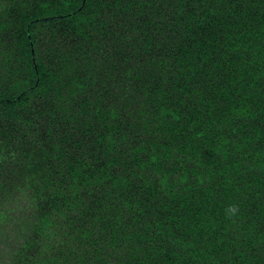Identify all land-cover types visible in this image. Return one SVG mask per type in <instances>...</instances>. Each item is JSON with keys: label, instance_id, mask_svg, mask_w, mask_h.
<instances>
[{"label": "trees", "instance_id": "1", "mask_svg": "<svg viewBox=\"0 0 264 264\" xmlns=\"http://www.w3.org/2000/svg\"><path fill=\"white\" fill-rule=\"evenodd\" d=\"M168 1L129 0L122 7V0H86L84 9L74 15L69 7L78 0H61L57 10L42 3V18L53 23L69 14V24L82 34L101 14L97 8H114L124 20L115 35L125 39L127 32L136 30L138 35L132 38L145 45L144 54L132 65L115 66L117 62L110 58L107 69L99 72L95 60L84 59L85 66H96L92 69L102 73L105 81H117L109 88L112 98L106 97L104 85L99 99L83 101L80 94L83 97L88 86L76 76L51 90V83L62 82L59 75L38 68L42 79L36 87L50 94L40 112L48 117L44 133L31 128L39 121L30 113L27 100L32 94L22 91L0 100V162L25 169L39 190L48 193L49 201L47 207L41 206L42 212L24 217L23 225L35 234L21 251H14L15 259L25 264H264V125L255 123L261 118L264 123V0H177L166 12ZM162 12L168 13V20L174 15L181 23L179 37L158 41L151 34L153 19ZM135 22L140 27L133 26ZM175 28L172 24L170 31ZM156 50L162 51L157 62ZM136 93L140 96L133 101ZM125 96V105L119 104ZM128 112H139L135 123L119 128L117 121ZM4 118L8 121L3 124ZM88 135L90 142L85 145L79 137L84 140ZM25 136L33 139L22 142ZM129 142L134 145L130 155L122 154L128 158L125 162L115 148L122 150ZM218 153L222 159L229 158L226 164L215 156ZM244 159L253 160L252 167L259 171L246 173L249 163ZM186 161L194 165L185 166ZM116 164L124 166V173L133 167L137 170L112 176L109 169ZM191 176L194 182L181 186ZM69 181L72 193L63 186ZM107 186L116 196H95L93 212L109 210L108 199L114 202L119 197L118 211H123L122 206L136 211L132 220L134 225L142 222V227L128 232L119 224V216L115 222L101 220L104 230L112 233L108 243L103 237L101 246L95 234L86 231L81 239L90 249L78 251L73 248L75 233L84 227L74 223L91 213L78 206V192ZM139 187L141 198L127 196ZM53 212L73 219L67 236L50 235L57 225ZM94 216L92 223H99ZM0 218L5 224L8 215L0 211ZM10 225L14 227L11 221ZM122 247L126 252H119ZM86 253L91 262L85 260Z\"/></svg>", "mask_w": 264, "mask_h": 264}, {"label": "rangeland", "instance_id": "2", "mask_svg": "<svg viewBox=\"0 0 264 264\" xmlns=\"http://www.w3.org/2000/svg\"><path fill=\"white\" fill-rule=\"evenodd\" d=\"M85 1L78 0V2L72 4L74 6L69 7L71 12L73 11L72 14L81 12L84 9ZM110 1L111 0H109V2ZM128 1L129 0H122V7L126 6ZM184 1L188 2L189 0ZM43 2L49 3L48 8L54 10H57L61 5V0H0V100L5 98V95L13 98L14 95L22 91H27L29 94H32L27 100L30 104L29 107H32L30 110L33 111L30 113L34 120L39 119V121L36 123L38 126L32 124L31 128L34 130H39L40 134L44 133L43 128L46 127V121L48 120L47 116L40 114V112L44 110L41 106H43L44 103L46 104L45 100L49 101L50 94L48 92L44 93L39 90V87H36V85L40 84L42 79V75L37 74L36 70H38V68L44 69V73H47V71H52L59 75L58 78L62 82L60 83L57 80L54 83H51L49 86L52 88L51 90L56 87H61L62 83L69 84V78L76 76L75 78H79V81L84 80V85L89 87H85L83 90V97L82 94H80V97L81 99L83 98V101L91 102L97 100V98L99 99V93L105 91L104 85L107 86V93L105 94L106 97L112 98L109 88L111 84L117 85L118 83L117 81H114L113 83L109 80L105 81L104 76L99 72L105 71L107 69L106 64H108L110 58L114 62H117L115 63V66L118 64L120 66L124 64H134V62L137 61L136 59L139 58L140 60V56L144 54L142 47L145 45V43H140L139 40L132 38L133 35L137 37L138 33H136V30H130V32H127L128 35L125 39H122L123 36L119 38V35H115L119 27L123 28L124 20L117 16L114 8H109V10H107L105 7L97 8L98 10H101V14L93 19L90 29L86 31V33L82 34L77 31V26L75 27L72 23L69 24L71 20L70 17L68 18L69 14L66 15L67 18H65L63 21L53 23L48 21V17L42 18L43 13L41 12L42 9L40 8ZM172 2L176 3L177 0H170L167 2L165 7L166 12H169L172 9ZM195 5L197 4L195 3ZM201 6L202 5H198L197 7L200 8ZM133 8H131L132 13ZM166 12H162L160 16H156L153 19L155 25L152 23V26L150 27L152 31L151 34L153 33V36H156L158 41L164 40L168 36L179 37L182 32L181 28H179L182 27L180 26L181 23L179 24V21H176L174 15H172L173 17H170L168 20L169 15ZM86 13L89 14L88 10ZM62 15L65 14L62 13ZM34 22H36V24L33 25L32 23ZM167 23L170 24V26L166 25ZM172 24L176 26L174 29L175 31L171 30L173 32L170 31ZM131 25L129 26L128 23L129 27H131ZM133 26L140 27L138 22H135ZM248 52L252 53V50ZM248 52L246 51V53ZM152 54L153 52L149 55L152 56ZM161 54V50H156L154 55L156 62L161 60ZM87 57L92 58L93 61L95 60L93 65L96 64L97 67L99 66L98 68L101 69L99 72L92 69V67L97 68L96 66H85L84 59ZM106 57H109V59ZM142 60L143 58L141 61ZM139 96L140 93L138 97ZM138 97L136 93L135 98L132 97L133 101H137ZM126 100L127 97L124 100H121L119 104L125 105ZM140 107L144 108L143 106ZM128 109L129 108L126 107V110ZM128 113L129 115L127 117H123V119L120 118L119 121H117L119 128L129 127L130 123H135V118H137V114L139 112ZM260 114H262V112H260ZM142 117L145 118V115ZM157 118L160 120L161 116H158ZM7 121L8 120L4 118L3 124ZM262 121V118L257 119L255 123L264 125ZM120 123H123L124 125H121ZM23 127L25 126L22 124V128ZM31 128L29 130L27 129L28 132L31 130ZM136 130L138 132L140 131L139 126H137ZM93 135L95 137L96 133H93ZM27 138L33 139V137L25 136L24 138L22 137V142H27ZM76 138H78V136H76ZM79 139L85 145L89 144L90 142L89 135L84 140L81 136ZM16 141L20 142L21 139ZM119 142H122L121 137ZM133 145L134 144L129 142L121 147L122 150L118 149L117 147L115 148L121 152L120 153L117 151V154L119 157L122 156L125 162H128V158L125 155L131 154ZM74 153H79V150L75 149ZM97 153L100 154V152ZM124 153L125 155H122ZM245 153L246 150L244 152H236L238 157L240 154ZM215 156L218 158V160H222L224 164H226L229 160V158L222 159V154L220 153L215 154ZM210 158L211 157L208 156L206 159H204L208 160ZM252 161L253 160L250 159H244L243 161V163H249L248 167H246V173L248 174L259 171L257 168L252 167ZM9 163L11 162H0V172L4 173V175H2L0 178V211H3L4 214L8 215V218L4 220H7L6 223H0V264H25V261L15 259V254H13L14 251H21V248H23V243L28 241L31 236H34L35 234L31 227H26L23 225L25 224L24 217H34L36 212H42L43 207L41 206L47 207L49 203L47 199L48 193L41 192V190H39L38 185L34 184L36 181L28 178L25 173V169H21L22 171H20L17 168L9 165ZM183 164L190 167L194 165V162L186 161L183 162ZM53 165L55 164H52L51 166ZM121 167L123 168L124 166L121 164H116V166H112L109 169V173L112 176H127L128 174L130 175L137 170L133 167L129 170L130 172L124 173ZM63 171L65 172V175L68 172L65 167ZM178 174L180 173L178 172ZM174 175H176L174 177H177V174ZM194 180L195 176H191L187 182L181 183V186L191 184L194 182ZM134 181H137V185L143 184L142 180L136 179ZM70 185V181L63 184L65 190L67 188L69 189L68 193H72V187ZM110 188V186L105 188L100 187L97 191L95 190V192L90 193L84 189L79 190L78 206L82 210H89L91 213H84L85 218L88 219H80L74 223L75 227L77 228L84 227L81 228L84 230L83 232L75 233L76 243L73 247L74 249H78V251L90 249V247L86 244L87 240L85 238L81 239V235H83V233L86 231L89 232L90 230L95 234L101 246H103V244L100 242V240L103 237H105V242L108 243V238L110 235H112V233L111 230H104L101 220L115 222L118 219L117 216H119V224L121 223L128 232H131L132 230L135 231L136 228L140 229L142 227V222L134 225L135 221L132 220L134 214H136V211H130V209L125 206H122L123 211H118L119 204H121L119 197L115 199L116 201L114 202H111L112 200L108 199L107 204L111 206L109 210H105V212H93L92 206L94 205L91 203V200L94 201L95 196L101 198L100 193H102L104 196L112 197L109 193ZM61 190L63 189H59L60 192ZM140 190L141 187L136 189L135 192L133 191L127 193V196L132 194L133 198L135 197L136 199H139L142 196V192H139ZM49 194H51V192H49ZM115 196L116 195L113 194L112 198ZM106 213L109 215L108 218H106ZM93 214H95L94 217L99 218L97 219L99 223H92ZM72 215L75 216V214ZM52 217V220H54L53 222L57 225L52 226L53 228L49 230L50 235H54L56 237L65 235L67 236L68 232H71L68 229V223H70L73 219L71 220V217L65 214L62 215L61 212H53ZM0 219L3 220L2 218ZM9 221H11V224H14L13 228L12 225H10L8 228ZM20 228H24V230L18 231ZM115 228L119 227L115 226ZM120 235L122 236V233ZM70 244L71 242L69 241V245ZM118 245L121 246L119 241ZM125 248L126 247H122L119 252H126L124 251ZM116 249H119V247L113 249L114 254L118 253ZM114 254L112 253L111 255L113 258H115ZM84 255L87 263L92 261L93 258L89 253ZM17 261L23 263H19Z\"/></svg>", "mask_w": 264, "mask_h": 264}]
</instances>
